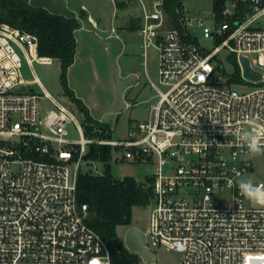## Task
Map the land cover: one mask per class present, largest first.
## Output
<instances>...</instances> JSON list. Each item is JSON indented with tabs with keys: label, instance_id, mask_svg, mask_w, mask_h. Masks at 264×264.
<instances>
[{
	"label": "built area",
	"instance_id": "built-area-1",
	"mask_svg": "<svg viewBox=\"0 0 264 264\" xmlns=\"http://www.w3.org/2000/svg\"><path fill=\"white\" fill-rule=\"evenodd\" d=\"M140 3L142 54L149 47L158 54L157 82L149 79L156 100L152 116L117 139L111 127L87 136L70 106L32 91L38 78H23L20 54L33 73V60L52 58L38 55L35 33L0 24V264H111L107 243L87 222V204L76 197L91 146L121 149L122 160L155 159L148 248L150 241L176 250L179 264H264V207L238 188L246 178L264 184V158L258 168L236 135L264 131V0H212L205 15L190 14L179 0L174 18L164 0ZM195 29L213 47L201 45ZM111 37L120 39L114 24L102 38ZM221 51L235 56L236 78L224 71ZM242 57L259 79L244 75ZM42 98L54 108L42 110Z\"/></svg>",
	"mask_w": 264,
	"mask_h": 264
},
{
	"label": "rangeland",
	"instance_id": "rangeland-1",
	"mask_svg": "<svg viewBox=\"0 0 264 264\" xmlns=\"http://www.w3.org/2000/svg\"><path fill=\"white\" fill-rule=\"evenodd\" d=\"M120 1L116 0L113 4L109 0H64L68 9L78 17L83 26L75 31L76 51L74 62L66 74L67 86L73 91L74 96L82 101L92 118L91 121L87 120L86 114L79 110L76 103L66 94L60 80L61 68L58 59L53 58L51 63L33 60V73L24 56L20 54L23 78L27 81L33 80L34 77L38 78V82L29 88L40 94L46 91L60 103L70 106L87 136H95L97 121L98 124L107 125V131L109 127L112 128L113 139L123 137L130 125L152 116L150 107L156 100V91L149 79L157 82V51L149 47L144 57L138 29L129 27L133 19L141 17L142 5L140 0H123L125 5L119 6ZM143 1L149 8L151 0ZM211 2L212 0H185V5L190 14L205 15L210 11ZM89 14L94 18L97 27L89 23ZM112 24L117 27L120 39L114 37L102 39ZM194 34L201 45L213 47V42L202 38L200 30L195 29ZM220 57L224 71L232 73L235 69L227 53L221 51ZM232 88L243 93L250 90V85H232ZM40 106L42 110L54 108V104L48 98H42ZM67 129L71 138L79 137L74 124H69ZM101 131L104 133L105 129ZM88 154L87 151L86 156ZM121 154V149L111 148L109 172L113 179L121 181L133 178L139 184L148 186L149 177L156 169L155 159L151 162L122 160ZM263 158L264 154L253 157L258 163V168H261L259 164L261 165ZM80 170L83 173L102 175L106 170V162L98 157H86ZM151 207L152 203L133 207L130 223L117 226L118 237L124 240L125 233L131 227L146 231ZM147 244L157 253L158 260L155 263H146L141 259L139 264H179L181 254L176 250L162 245H152L150 241Z\"/></svg>",
	"mask_w": 264,
	"mask_h": 264
},
{
	"label": "trees",
	"instance_id": "trees-1",
	"mask_svg": "<svg viewBox=\"0 0 264 264\" xmlns=\"http://www.w3.org/2000/svg\"><path fill=\"white\" fill-rule=\"evenodd\" d=\"M179 0H164L165 11L174 18V7ZM121 0L119 6H124ZM74 15V13L72 12ZM75 16V15H74ZM136 22V23H134ZM5 23L13 27L28 30L37 35V53L39 56L56 58L59 60L60 80L66 94L76 103L79 110L86 114L87 120L92 118L80 99L74 96L67 86L66 74L74 62L76 51L75 31L79 28L78 17L68 19L65 16L50 13L45 8L30 5L29 0H0V24ZM141 18L132 20L130 28L138 29ZM173 23H177L173 20ZM234 65L235 78L239 68L234 55L229 56ZM97 127L106 129L107 125L98 124ZM91 130V129H90ZM89 130V132H90ZM107 137L110 133H106ZM87 157H98L106 162V170L102 175L78 172L77 202L88 206L89 226L107 243L111 264H139L141 258L137 253L126 248L118 237V225L129 224L131 210L135 206H145L150 198V187L143 186L133 178L117 181L109 172L110 147L91 146ZM150 181V179H149Z\"/></svg>",
	"mask_w": 264,
	"mask_h": 264
},
{
	"label": "water",
	"instance_id": "water-1",
	"mask_svg": "<svg viewBox=\"0 0 264 264\" xmlns=\"http://www.w3.org/2000/svg\"><path fill=\"white\" fill-rule=\"evenodd\" d=\"M30 5L39 8H45L50 13L65 16L68 19H73L75 16L66 6L64 0H29ZM241 63L244 68V75L251 79L257 80L261 74L252 70L249 67L248 59L241 58ZM149 160V157L147 158ZM126 247L146 263H155L158 260L157 253L150 250L145 243V234L142 230L131 227L127 230L123 240Z\"/></svg>",
	"mask_w": 264,
	"mask_h": 264
},
{
	"label": "clouds",
	"instance_id": "clouds-1",
	"mask_svg": "<svg viewBox=\"0 0 264 264\" xmlns=\"http://www.w3.org/2000/svg\"><path fill=\"white\" fill-rule=\"evenodd\" d=\"M207 71L211 73L212 69L208 68ZM204 79V77H202ZM236 135L238 139L247 148L249 157H255L264 154V131H248L237 130ZM240 194L250 202L264 207V184H256L251 178L240 180L238 184ZM93 264H97L93 261Z\"/></svg>",
	"mask_w": 264,
	"mask_h": 264
},
{
	"label": "crops",
	"instance_id": "crops-1",
	"mask_svg": "<svg viewBox=\"0 0 264 264\" xmlns=\"http://www.w3.org/2000/svg\"><path fill=\"white\" fill-rule=\"evenodd\" d=\"M89 23L90 24H92L93 25V27H97L98 25H97V23L95 22V20H94V18L89 14ZM79 27H81V28H83V26L80 24L79 25ZM85 28V27H84ZM79 29V28H78ZM77 29V30H78ZM101 37V36H100ZM76 38V37H75ZM102 38V37H101ZM113 38V37H112ZM103 39V38H102ZM109 39V38H108ZM104 40H107V39H104ZM121 42H123V40L121 41ZM108 47V46H107ZM124 47V42L123 43H121V48H123ZM107 129V128H106ZM105 129V130H106Z\"/></svg>",
	"mask_w": 264,
	"mask_h": 264
}]
</instances>
